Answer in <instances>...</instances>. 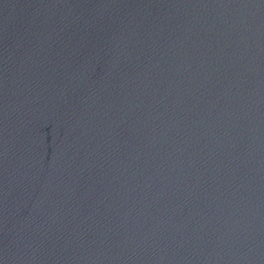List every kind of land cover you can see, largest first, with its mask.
<instances>
[{
	"label": "water",
	"instance_id": "95a60500",
	"mask_svg": "<svg viewBox=\"0 0 264 264\" xmlns=\"http://www.w3.org/2000/svg\"><path fill=\"white\" fill-rule=\"evenodd\" d=\"M0 264H264V0H0Z\"/></svg>",
	"mask_w": 264,
	"mask_h": 264
}]
</instances>
